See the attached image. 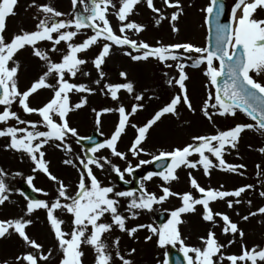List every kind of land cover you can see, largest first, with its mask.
<instances>
[{"label": "snow or ice", "instance_id": "1", "mask_svg": "<svg viewBox=\"0 0 264 264\" xmlns=\"http://www.w3.org/2000/svg\"><path fill=\"white\" fill-rule=\"evenodd\" d=\"M35 2V0H33ZM147 7L154 13H157V18L154 23L159 25L166 17L160 8L155 7L153 0H145ZM73 8L77 4L83 5V11H75L67 19H56L65 14L57 11L49 4H41L38 8L45 14L43 19L39 20L34 31H22L20 34H15L9 41H6L4 30L6 28V17L14 14V6L17 0H0V105H3V111H0V122L6 123L10 119H15L18 124L29 125L28 127L8 126L0 128V137H10V143L6 146L17 151H22L34 162L35 168L33 171L40 170L45 173L49 179L58 183V195L49 203L46 200L28 199L26 213L30 214L34 209L44 208L47 210V218L54 231V235L58 241V247L63 253V258L60 264H82L81 257L83 252L80 250L82 244L91 245L96 252L95 264H110L112 254L108 251V245L101 239L103 233L109 232L113 225L117 226L122 231H127L131 236L140 228H148L152 233L157 234L158 243L161 246L180 245V250L184 253L187 264H220V261L227 259L230 264H237V261H250L251 264H257V260L264 261V248L259 246L249 250L246 247L242 249V253L237 255L224 256L219 255L214 261L213 257L221 253V249L225 245L220 244L211 230L208 231L207 237H201L204 245L203 248L185 245V241L181 238L178 230V225L183 223L182 214L194 212L195 206L200 205L203 208L202 219L207 222L216 224V217H219L223 222V234H239L243 237L244 232L238 227L236 222L222 212H213L210 207V202L217 199L233 196L240 197L241 193L246 189L253 188V185H244L231 191H223L218 188L202 187L197 180L189 173L190 186L199 194V198L193 196L192 192L186 191L183 193L173 192L170 187L162 186V194L157 196L154 192H149L144 183L140 184L139 195H136V190L115 191L111 185H104L101 180L93 172V167L103 170L105 165H109L120 179L124 178V174L133 171L132 165L129 163L126 168L121 170L118 165L112 162L105 156L87 155L85 158H77L82 170H79V181L77 190L74 195L68 194V186L59 180L57 176L49 171L48 161L44 159L45 152L42 150L44 145L49 141H60L57 147H62L66 153H71V145L66 142V137L71 135L77 137V143L81 139H92L91 137H78L76 128L70 126L68 121V113L73 108H80L86 103V98H82L75 105L69 103V92H93L94 89L86 84L71 83L65 79V74L75 77L80 71V66L87 63L85 59L80 58L79 53L89 49L97 44L101 39L106 41L102 44L98 55L92 60L93 65L97 70H100L105 58L110 54L113 46H127L139 54L133 55L132 51L125 54L132 60H147L149 57L158 59L161 62L172 60L175 67L178 69V78L168 80L171 85L175 82L180 88V93L174 95L170 102L157 110L154 115L142 126L132 125L136 128L137 134L131 144L129 151L133 156L145 151L141 146L142 142L147 138L149 129L160 120L165 114H176V107L181 101L192 109L189 100L185 81L188 78L184 71L187 66V61L190 60L193 67H198L201 64H206L205 75L209 77L211 85L215 86V93L208 92V98L204 101L202 112L204 116L211 121L213 112L219 115H235L237 110L243 112L246 116L255 121L247 124H236L234 127L227 130L217 131L212 135H198L192 137V143H188L183 147H175L171 151L161 150L157 155L152 156L153 161H168L161 167V171L149 172L145 177L146 180H151L154 176L159 177L165 184L178 179L176 170L181 166L196 169L202 166L204 174L210 175V169L219 167L222 170L237 172L243 169L245 165L230 164L224 159V153L228 147L236 148L239 137L245 129L255 128L258 131L264 132V83L254 78L255 76L264 74V19H256L253 13L257 8L264 9V0H235L234 5L230 10V23H221L220 17L224 12V4L222 0H211L204 11L209 17H216V44L214 48L198 47L192 43H174L149 45L146 41H137L127 35V31H135L139 33L146 27L143 24L129 20L128 17L132 14L134 7L140 3V0H118L119 7L117 9L114 0H71ZM167 7H173L170 15V20L175 22L183 11L180 0H163ZM109 7L114 10V14L118 19V32L114 31L108 19ZM240 15L237 16V12ZM74 28L75 30H69ZM93 29L92 35L87 36L80 43H73V38L76 37L83 29ZM173 31H178L175 24L172 25ZM56 34L55 36L53 34ZM51 41L52 51H58L57 45L61 41L66 44V52L62 54L59 62H53L48 52L36 47L39 41ZM25 46L33 48V55L44 60L47 64V71L44 72L30 87L24 91H20L17 85V72L19 62L14 60L15 53ZM183 50L180 52L178 50ZM195 54V55H193ZM219 61V67L214 66V61ZM14 66H9V62ZM172 64H167V67H172ZM55 73L57 81L55 85L47 83V77ZM88 75V73H84ZM101 77L104 76L102 71L99 72ZM121 76L126 77V73L121 72ZM224 77L221 84L219 78ZM95 83L99 84L97 80ZM42 87L53 88V96L41 107H31L29 105V97L37 92ZM108 93L115 100L118 99V91L125 89L129 93L133 92L134 85L131 82L105 84ZM103 91V90H102ZM136 101L143 99L142 94L135 97ZM16 101L22 107L25 113H37L42 118L39 122L21 120L15 111L11 110V105ZM214 101V102H213ZM142 103H136L131 106L130 111H126L121 104L116 111L119 113V121L116 125L110 138L105 139L103 143H96L88 149L89 153L95 154L98 150L107 148L113 156L121 159L126 158V153L117 150V142L121 138L122 133L128 125L129 117L142 109ZM112 109L105 108L97 112V124H99V116L101 112L107 113ZM56 117V118H54ZM37 123L43 124L46 131L37 129ZM259 151L264 152V148ZM207 153V154H206ZM193 154L199 156L198 160H191ZM214 157L218 163H214ZM150 161L141 160L136 167L143 164H148ZM67 165L76 167L73 159L68 158L63 161ZM259 167V165H257ZM2 168H0V204L8 200L7 192L11 191L5 183L4 177L7 176ZM19 175V174H17ZM34 177L28 176L27 182L32 184ZM222 188V186H221ZM35 191L42 192V189L36 188ZM46 194V193H45ZM264 197V191L259 193ZM170 196H179L182 200V205L171 211V218L167 223L160 225L158 228L149 225H137L130 229H126L125 221L127 217L118 211L119 199L129 198L127 210L132 218L139 215L135 210H151L154 204L165 201ZM66 201V202H62ZM236 204L240 201L236 200ZM250 204L251 201H248ZM227 206L233 207V201L228 200ZM61 209L71 214L72 228L70 232H65L62 229L63 220L59 219L54 213L55 210ZM257 213L264 214V206H261L256 212H249L248 215L241 217L247 220L249 216H254ZM109 214L111 223L101 222V218ZM32 223L31 220L24 217L16 219H0V238L9 234V230L17 233L26 244L34 249L41 250L42 245L35 239H31L26 233V227ZM91 226V232L88 233V228ZM145 239H151L146 237ZM229 244L233 241H229ZM117 247L116 257L119 258L122 264H132L130 259H126L118 250L119 238L114 242ZM131 249L130 252H134ZM52 250H48V255L42 251L38 254L28 252L16 259L27 261L28 264H38V260L43 261L49 259ZM189 253H193L189 255ZM2 264H8L7 261ZM164 264H168L165 260Z\"/></svg>", "mask_w": 264, "mask_h": 264}, {"label": "rangeland", "instance_id": "2", "mask_svg": "<svg viewBox=\"0 0 264 264\" xmlns=\"http://www.w3.org/2000/svg\"><path fill=\"white\" fill-rule=\"evenodd\" d=\"M210 2L211 0H180L183 11L178 19L173 22L170 20V15L173 11H176V9L165 6L163 0H158L157 2L153 0L155 7L160 8L162 13L166 17H169L162 20L159 25H156L154 21L158 14L147 7L145 0H140V3L134 7L128 19L143 24L146 27L139 33H136L134 30L127 31V35L132 39H136L138 42L146 41L149 45L153 46L157 45V42H160L165 45L192 43L198 47H208V25L206 23L208 14L204 9L207 8ZM226 2L227 16L231 19L230 10L235 0H226ZM114 3H116L118 9V0H114ZM17 4H19V0H17ZM17 4L14 6V14L6 17V28L3 33L6 41H9L15 34H20L22 31L36 30V25L39 23V20L45 17V14L38 8L35 2L20 1L21 9L19 11L18 9L16 11ZM108 14H111L112 21L115 24L116 28H113L114 31L119 34V22L111 7H109ZM237 15H240L239 10ZM253 17L256 19H264V9L258 7L256 12L253 13ZM18 18H20L21 24L17 26V28H14L12 25L16 23L15 20ZM56 19L65 18L57 17ZM173 23L176 28L179 29L178 31L172 30ZM69 30L75 29L72 28ZM93 32V29H83L73 38L72 42L80 43L87 36L92 35ZM53 35L55 36L56 34L54 33ZM104 42L106 41L101 39L97 44L91 46L90 54L85 55L84 51L78 54L80 58L89 61L80 66V71L75 77L65 74V79H68L69 82L76 84L83 83L94 89L93 92H69L70 105H75L82 98H86V103L82 107L78 109L73 108L72 111L68 113L67 118L70 126L77 129L78 137L87 136L94 130H99L105 138L108 139L118 124L119 113L116 109H118L121 104L125 107L126 111H130L131 106L136 103H142L144 107L138 109L135 114L129 117L125 132L122 133L121 138L117 142V150L126 153L125 159L113 156L111 151L107 148L100 149L95 154L89 153L88 150L76 142L77 137H72L71 135L66 137V142L70 144L72 148L69 158L72 156L74 161H77L78 165V157L86 159L87 155H96L107 157L112 164L118 165L121 170L126 168L129 163L132 165L133 169L141 170L144 166H147L153 161L152 156L157 155L159 151H171L175 147H183L188 143H192L193 136L212 135L217 131L232 128L236 124H255V121L240 110H237L236 114L233 116L229 114H215V110L209 109V111L214 113L212 120L209 121L204 116L202 107L204 101L208 98V92L212 91L215 93V88L210 84L209 77L205 75L206 64L193 67L191 61L188 60L187 66L184 69L188 77L185 81V85L192 109H189L183 101H181L176 107V114L170 113L162 116L160 120L149 129L147 138L142 142L141 146L145 151L139 153L137 156H133L129 149L137 131L132 125L142 126L157 110L169 103L174 95L180 93L181 90L175 82L171 85L168 84L169 79H173L174 81L178 78V69L175 67L176 62L172 60L161 62L156 58L149 57L147 60L134 61L125 53L128 51H132L133 55L139 53L127 46H123L117 47L116 49L112 47L110 54L105 58L100 70H97L94 65L93 70L91 67L93 64L92 60L98 55ZM36 47L47 51L53 62H59L62 54L67 50L66 44L63 41L56 46L57 49H59L58 51H52V42L47 40L37 42ZM178 51L183 52L182 49ZM14 60L19 62L16 79L20 91L26 90L47 71L46 62L33 55V48L31 46H25L18 50L14 55ZM167 64H172L173 66L167 67ZM9 66H14L11 61L9 62ZM214 66L219 67L218 60L214 61ZM100 71L104 73L103 77L99 75ZM121 72L126 73V77L121 76ZM84 73H88V75H84ZM140 73L144 74L143 78L138 76ZM250 74H252L255 79L264 83V74L260 76H255L254 73ZM97 80L100 81L99 84L95 83ZM56 81L57 76L55 73L47 77L48 84L55 85ZM127 82H131L134 85L133 92L129 93L125 89H120L118 91V99L115 100L105 88V84ZM53 94V88L42 87L29 97V105L36 108L41 107L52 98ZM141 94L143 99L141 101H136L135 97ZM148 100L151 101V105H148ZM3 108L4 106L0 105V111H3ZM105 108L112 109V111L107 113L101 112L99 116L100 122L97 124V112ZM11 110L15 111L20 119L24 121L39 122L42 119L37 113H25L16 101L11 105ZM168 117H171L169 121L167 120ZM8 126L28 127L29 130H32L29 125L18 124L15 119H10L6 123L0 122V128H6ZM37 129L40 131L47 130L45 126L40 123H37ZM56 142L60 144V141ZM9 143L10 137H0V168L8 173L4 179L11 190L7 192L10 197L7 203L5 204L4 202L0 205V219L6 220L24 217V219L31 220L32 223L26 227V233L31 239H35L43 247L41 250L34 249L26 244L17 233L9 230V234L0 238V262L7 261L8 264H19V261H23V263L20 264H28L27 261H18L16 258L28 252L38 254L39 251H42L45 255H48V250L51 249L52 252L49 259L43 261L38 260V264H60L63 253L58 247V241L54 235V231L53 238H50V235L46 232V226H51L47 218V210L38 208L34 209L30 214L26 213V206L29 198H26L22 193L20 183L27 182V177L33 176L34 179L31 186H33L34 189L39 188L43 190L42 192L36 191L38 199L46 200L49 203L57 197L59 185L57 182L49 179L42 171H33L35 168L34 162L22 151L6 147ZM48 144H50V141ZM48 144L44 145L42 150L45 152L44 159L48 161L49 171L68 186L67 190L69 195H74L76 189H74V185L71 184V178L73 177L71 168L64 165V156L61 154L60 158L58 153L55 150L53 152ZM260 148H264V132L258 131L255 128L245 129L240 134L237 147L234 149L228 147L224 153V159L227 163L236 165L243 164L245 165L243 169H239L237 172H230L222 170L219 167H214L209 170L210 175H205L202 166H198L196 169L181 166L176 170L178 179L170 183L165 184V182L156 176L151 180H146L145 177L147 175L141 179V183L143 182L146 189L149 192L156 193L157 196L162 194L161 187L167 186L176 193H183L186 191L192 192L193 196L196 198H199L200 194L190 186L189 173H191L192 177L205 188L212 187L223 191H231L244 185H253V188L246 189L245 192L241 193L240 197L229 198V200L233 201L232 208L227 206L228 199L225 202L222 200L219 201V199L210 202V207L213 212L226 213L233 222L239 225L240 220H242L241 217L248 215L249 212H254L255 206L258 203H262L264 206V197L259 195L261 191H264V152L259 151ZM189 159L198 160L199 156L193 154ZM210 159H213L214 163H218L214 157L210 156ZM141 160L150 162L136 167ZM257 165H259V167H257ZM92 167L94 174L104 185L113 186L115 191H129L118 185V175L112 171L109 165H105L107 170L104 177L101 176L104 172L103 170L101 172L95 166ZM124 178L131 180V173L126 172ZM139 194V192H136L137 196ZM118 199V211L127 217L125 221L126 229H130L132 226L138 224H151L158 228L159 226L155 221L156 214L167 212L169 220L171 218V211L182 205V200L179 196H170L165 201L154 204L151 210H135L139 212V215L132 218L126 208V200L123 198ZM127 200H129V198ZM236 200H239L240 203L236 204ZM248 201H251V203L249 204ZM62 202L66 201L62 200ZM202 212V206L196 205L194 212L182 214L181 218L183 223L178 225V230L181 238L185 241V245L203 248L204 245L200 238L207 237L208 231L211 230L215 233L217 241L225 245V247L221 249V253L213 257L214 261L221 254L225 257L230 255L228 250L231 248L232 243L229 244L228 242L235 239L236 234H223L221 231L223 222L220 218L216 217V224L214 225L212 222H207L202 219ZM54 214L64 221L61 226L62 229L65 232H70L72 228V215L61 209L55 210ZM261 220L264 221V214H261ZM101 222L111 223L110 215L105 214V216L101 218ZM90 232L91 226L88 228V233ZM127 235V231H122L115 225H113L109 232L102 234L101 239L108 245V251L112 254L110 264H122L121 260L116 257L117 247L113 244L117 237L119 238V252L126 259H130L132 264H164L165 260H167L166 254L170 247L174 246L181 251L178 242L176 245H159L157 234L152 233L150 230L148 236L139 235L137 239L134 240L132 247L125 249L123 247V242L127 238ZM149 236L151 239H145ZM14 237H16L17 243L12 242V238ZM261 246L264 248V240ZM131 249H135V251L130 252ZM80 250L83 252V256L81 257L82 264H95L96 252L91 245L82 244ZM189 255L194 257L193 253H189ZM156 256L159 257V260L154 259ZM220 264H228V260L223 259L220 261ZM237 264L245 263L239 261Z\"/></svg>", "mask_w": 264, "mask_h": 264}, {"label": "bare ground", "instance_id": "3", "mask_svg": "<svg viewBox=\"0 0 264 264\" xmlns=\"http://www.w3.org/2000/svg\"><path fill=\"white\" fill-rule=\"evenodd\" d=\"M19 0V4H17L16 6V11L18 9V11L21 9V4H20ZM23 1H29V2H33V0H23ZM158 0H155V2H157ZM87 2V0H86ZM35 3L39 6L41 4H50V6H52L53 8H55L57 11H60L61 13H64L65 15L62 16L63 18L67 19L69 18L75 11H83V5L82 4H77L76 8H73V5L71 3V0H35ZM238 16V15H237ZM108 19L111 23V26L113 28L115 27L114 22L112 21V17L111 14H108ZM16 23H14L12 26H14V28H17V26H19L21 24L20 18L15 20ZM118 46H113V49H116ZM91 48V47H90ZM87 49L84 51V54H90L91 53V49ZM89 61V60H87ZM91 65V64H89ZM92 69L94 70L93 64H92ZM138 75V74H137ZM139 77L143 78L144 74L140 73L138 75ZM148 105H151V101L148 100L147 101ZM171 117H168V121L170 120ZM57 142L56 141H50V144H48V146H50V148L52 149V151L54 152V150L58 153L59 157L61 158V154L62 156H64L63 161L66 158L70 157V153H66L65 150L62 147H57ZM71 159L72 156H71ZM74 160V159H73ZM76 163V167H73L72 165H67L64 163V165L69 166L72 170L73 173V177L71 178V184L74 185V189L77 190V184L79 181V170H82L77 161H74ZM98 169V168H97ZM100 170V169H98ZM106 167H104L103 169V174L101 175L102 177L105 176L106 174ZM102 172V170H100ZM7 194V193H6ZM8 195V194H7ZM231 198H234L233 196H229ZM229 197H225L224 199H219L222 200L223 202H225L227 199L229 200ZM8 198L9 195H8ZM124 200H126V208L128 205V198H123ZM7 203V201H5V204ZM4 204V205H5ZM1 205V204H0ZM261 206H263L262 203H258L255 206L254 212H256V210L258 208H260ZM125 208V206H124ZM141 225V224H138ZM137 226V225H136ZM135 227V226H132ZM131 227V228H132ZM238 227L243 230L244 235L243 237H241L238 233L235 235V239H233V243L231 245V248L228 250V252L230 253V255H237L239 256L242 253V249L243 248H247L249 250L253 249L256 246H259V248H262L261 244L264 240V221L261 220V214L257 213L254 216H249V218L247 220H240ZM46 232L48 235H50V238H53V229L51 228V226H46ZM141 235V236H148L149 235V230L145 227V228H140L138 229L133 235H127V238L125 239V241L123 242V247L125 249L131 248L132 244L134 242L135 239H137V237ZM14 243H17V239L16 237L12 238ZM2 241V240H1ZM154 259L159 260V257L156 256L154 257ZM239 262V261H237ZM23 263V261H19V264ZM245 264H251L250 261H244ZM0 264H2V262H0ZM228 264H230V261H228ZM257 264H264V261H260L259 259L257 260Z\"/></svg>", "mask_w": 264, "mask_h": 264}, {"label": "water", "instance_id": "4", "mask_svg": "<svg viewBox=\"0 0 264 264\" xmlns=\"http://www.w3.org/2000/svg\"><path fill=\"white\" fill-rule=\"evenodd\" d=\"M222 2L225 6V3L223 0H222ZM225 16H226V6L224 7V12L222 13V15L220 17V22L221 23H230L231 21L226 19ZM207 21H208V24L210 27L209 47L214 48L215 44H216V17H215V15L208 17ZM223 79H224V77L219 78V81L221 84L223 83ZM91 138L92 139H90V140L89 139H81L80 143L83 144L84 146L88 147V148H91L96 143H103L104 142L103 137L97 131L93 133ZM165 163H167V161L161 160L158 163L153 164L151 166V168L153 169V171H161L162 169H161V167H158V165H163ZM147 169L148 168H145V170H147ZM134 174H135L134 183H129L123 179H120L119 180L120 184L123 185L124 187L130 188V189L139 190L140 187L138 186V182H139L138 178L141 174H139V172H137V171H135ZM22 186H23L25 192L34 198V195H33V192L31 191V189L25 184H22ZM165 219H166L165 215L161 214V216L158 217V222L162 225L165 222ZM169 260H170V264H186L184 256L180 252H178L176 249L170 250Z\"/></svg>", "mask_w": 264, "mask_h": 264}]
</instances>
